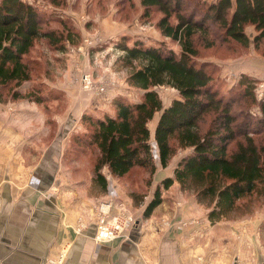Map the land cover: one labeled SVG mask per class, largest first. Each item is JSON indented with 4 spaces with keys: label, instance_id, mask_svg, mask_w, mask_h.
Returning <instances> with one entry per match:
<instances>
[{
    "label": "trees",
    "instance_id": "trees-1",
    "mask_svg": "<svg viewBox=\"0 0 264 264\" xmlns=\"http://www.w3.org/2000/svg\"><path fill=\"white\" fill-rule=\"evenodd\" d=\"M140 3L143 17H149L155 8L162 12L157 26L180 49L176 51L162 41L146 44L141 37H132L128 44V36L123 34L116 46L122 51L120 58L131 65L128 82L142 88L143 93L137 101L116 96L112 114L84 113L81 118L90 126L85 132L74 133L65 145L64 157L73 149L84 156L90 146L96 147L91 175L101 184L102 192H107L103 168L117 178L136 166L152 173L158 164H169L177 147H190L177 161L173 176L156 184L144 214L161 202L163 190L178 182L209 207L211 222L230 217L239 209L240 199L251 194L264 196V94L257 96L255 79L248 74L220 93L212 83L211 61L198 62L196 56L200 40L204 46L217 41L247 48L252 43L263 54L264 0ZM45 11L39 2L0 0V89L14 85L13 100L22 98L19 87L24 81L33 83L28 93L35 95L26 93L33 101H40L41 88L47 87L42 79L31 77L27 55L35 42L45 39L47 50L58 52L77 36L69 17L60 19L57 11ZM248 26L254 28L253 34L247 32ZM162 84L178 91L166 106L155 88ZM156 111L159 117L152 133L148 122Z\"/></svg>",
    "mask_w": 264,
    "mask_h": 264
},
{
    "label": "crops",
    "instance_id": "crops-1",
    "mask_svg": "<svg viewBox=\"0 0 264 264\" xmlns=\"http://www.w3.org/2000/svg\"><path fill=\"white\" fill-rule=\"evenodd\" d=\"M239 67L264 78V55H244ZM107 93L103 98L108 100ZM26 101L0 102V264H264V254L249 256L251 241L244 250V236L236 239L232 224L185 211L188 200L196 204L194 195L176 205L179 199L171 202L163 192L148 214L150 198L134 209L127 196L137 222L121 237L98 240L93 224L77 231V219L87 218L108 198L103 195L110 194V185L108 193L93 194L91 174L64 178L63 141L40 143L43 115L34 101ZM121 198L113 200L117 208L112 211H128L120 208Z\"/></svg>",
    "mask_w": 264,
    "mask_h": 264
},
{
    "label": "rangeland",
    "instance_id": "rangeland-1",
    "mask_svg": "<svg viewBox=\"0 0 264 264\" xmlns=\"http://www.w3.org/2000/svg\"><path fill=\"white\" fill-rule=\"evenodd\" d=\"M26 1L39 2L40 8L42 10L47 9L49 13L57 11L56 14L59 15L58 18L60 19L69 17L68 19L73 23L72 31L77 33V36H72L74 41L72 43L67 42L65 47L59 49L58 52L47 50L50 48L46 40L39 39L27 55V59L31 62L32 79H42L47 84L46 88H41L40 101H34L43 115L40 143H48L55 139V142L62 144L63 141L64 146L68 145L71 138H74V133L85 132L89 128V123L81 118L84 113L93 112L102 115L105 111H114L113 100L118 95H124L130 101L140 99L143 89L128 82L127 76L131 71V65L120 58L122 51L116 46V42L123 34L128 36V44L132 43V37H141L146 44L157 45L154 41H162L176 51L180 49V45L170 37L163 35L157 26V20L162 12L155 8L149 17L141 16L143 6L140 0H60L58 5L46 3L44 0ZM48 25L55 24L48 22ZM246 30L249 34L254 33L252 26H248ZM255 52L262 54L256 51L252 43L247 48L240 44L218 43L217 41L213 45L204 46L203 41L200 40L196 60L198 62L202 60L211 61L213 67L212 83L219 88L220 93L229 89L244 74L251 75L255 79L254 85L257 90L259 83H264V78L247 73L239 67V61H244V55ZM81 72L90 73L96 82L110 83L107 88L110 94L109 99L101 97L103 100H97L100 98L99 95L84 90L79 82ZM32 84L30 81L21 83L19 89L22 98L15 100L10 97L15 86L6 85L4 89H0V102L12 103L22 99L32 102V98H28L31 94L35 95L28 93L32 89ZM155 88L162 98L163 106L167 105L177 95V89L174 90L172 86L167 84L155 86ZM34 89L37 88L34 87ZM95 101H99L97 108L94 106ZM92 104L93 107H91ZM251 109L254 110L255 107ZM158 116L159 111H156L148 122L151 131L155 128ZM44 129L46 130L44 131ZM189 149L190 147H177L167 167L161 169L158 164L152 173L148 168L136 166L129 173L117 178L110 175L106 168H103L102 170L107 177V184L115 190V194L111 196L107 192L108 195H103V197L108 198L103 199L101 203L112 202L110 209L117 208L113 200L116 197L121 198L119 193L123 190L124 193L121 194L124 198H121L122 201L120 202H123L125 208L122 209L133 212L130 205L135 209L140 206L142 200L151 199L156 184L163 179L161 175L173 174L177 161ZM97 154V148L90 146L87 153H83L84 156L74 149L68 156L64 157L63 155L67 165L64 178H68V176H72L74 179L79 176L80 178H90L89 175L93 170V163ZM154 156L157 154L154 153ZM89 192L101 194V184L91 183ZM163 192L168 195L171 202L174 198L179 199L176 201L179 202L175 203L176 205H180V202L184 201H181L182 197L186 200L194 195L196 204L192 205L190 204L192 200H188L183 206L184 210H189L191 213L199 212L195 215L201 216L202 220L205 218L209 207L204 202L198 201L191 190L184 189L178 182H174ZM140 195L144 197L142 196V198ZM150 195L151 197H149ZM127 196L131 199L130 205L127 204ZM239 203V209L233 215L218 221L232 224L234 233L237 235L235 236L236 239L244 236L245 251L250 246L248 242L251 241L253 249L251 247L250 257L262 256L264 254L261 252L264 251V196L260 194L247 195L240 199ZM97 208L88 217L93 216ZM130 211L129 213H131ZM186 213L189 214V212ZM77 220L76 225H78L80 218Z\"/></svg>",
    "mask_w": 264,
    "mask_h": 264
},
{
    "label": "built area",
    "instance_id": "built-area-1",
    "mask_svg": "<svg viewBox=\"0 0 264 264\" xmlns=\"http://www.w3.org/2000/svg\"><path fill=\"white\" fill-rule=\"evenodd\" d=\"M85 41H87V38H85ZM79 82L84 90L95 93L100 98L105 97V93L110 84L96 82L88 72H81L79 74ZM256 92L258 97L264 94V83H259ZM154 153L156 154L155 150ZM109 192L111 196L115 194V190L111 186ZM111 204V202H107L106 204L101 203L93 216L91 215L88 218L79 220L78 225H76V230L80 231L85 225L93 224L95 228L94 236L98 240H111L116 237H121L125 233L126 227L134 225L137 222V218L128 211H112L110 209ZM119 205L120 208H125L123 202H120ZM53 261L51 260L52 263Z\"/></svg>",
    "mask_w": 264,
    "mask_h": 264
}]
</instances>
